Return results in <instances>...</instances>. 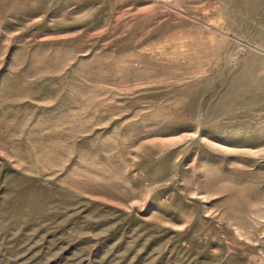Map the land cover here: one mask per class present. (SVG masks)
<instances>
[{
    "label": "rangeland",
    "instance_id": "obj_1",
    "mask_svg": "<svg viewBox=\"0 0 264 264\" xmlns=\"http://www.w3.org/2000/svg\"><path fill=\"white\" fill-rule=\"evenodd\" d=\"M0 264H264V0H0Z\"/></svg>",
    "mask_w": 264,
    "mask_h": 264
}]
</instances>
